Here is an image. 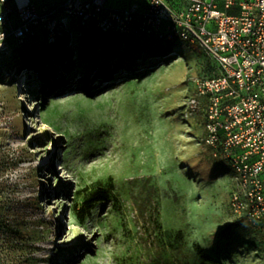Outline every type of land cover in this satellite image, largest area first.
I'll return each mask as SVG.
<instances>
[{"label": "rangeland", "instance_id": "rangeland-1", "mask_svg": "<svg viewBox=\"0 0 264 264\" xmlns=\"http://www.w3.org/2000/svg\"><path fill=\"white\" fill-rule=\"evenodd\" d=\"M122 48L78 31L48 83L0 62V264H264L263 230L229 208L235 172L188 112L211 59L184 45L130 76Z\"/></svg>", "mask_w": 264, "mask_h": 264}, {"label": "built area", "instance_id": "built-area-1", "mask_svg": "<svg viewBox=\"0 0 264 264\" xmlns=\"http://www.w3.org/2000/svg\"><path fill=\"white\" fill-rule=\"evenodd\" d=\"M86 27L179 41L211 59L212 75L191 78L188 112L235 172L232 214L264 232V0H0V62Z\"/></svg>", "mask_w": 264, "mask_h": 264}, {"label": "trees", "instance_id": "trees-1", "mask_svg": "<svg viewBox=\"0 0 264 264\" xmlns=\"http://www.w3.org/2000/svg\"><path fill=\"white\" fill-rule=\"evenodd\" d=\"M83 32L88 38L95 41L98 39H108V38H117L123 41V48L121 50L119 63L115 66L116 69L126 70L128 75H132V73H137L138 69H140L141 65L137 64V60L145 58L147 56L151 57H163V55L167 54H175L176 51H180V56H183V50L180 49V46L177 45L179 41H162L158 40L155 37L145 36V35H129L122 36L117 34L116 32L110 31L107 33H102L96 27H86L79 30ZM74 39V36L73 38ZM72 39H61L54 44H30L25 48L17 50L16 56L11 58L6 65H18L19 72H26V76H30V74H37L38 77L45 83L50 82L49 79L54 77L57 73V65L63 66L64 62L67 58H69L72 53L69 49V41ZM33 50L31 55H24V58H21L20 52L22 50ZM121 49V47L119 48ZM199 53H203L195 48ZM204 54V53H203ZM42 65L45 70L42 71L40 69H36V66ZM127 66V67H126ZM118 72V70H116ZM213 65L210 64V72L213 74ZM211 74V75H212ZM209 76V75H207ZM191 116H200L189 113ZM203 122V127H204ZM204 135H205V127H204ZM224 162V161H223ZM226 163V162H225ZM86 212L81 214V217H84ZM242 221V220H240ZM204 259H207L204 253L201 254Z\"/></svg>", "mask_w": 264, "mask_h": 264}, {"label": "bare ground", "instance_id": "bare-ground-1", "mask_svg": "<svg viewBox=\"0 0 264 264\" xmlns=\"http://www.w3.org/2000/svg\"><path fill=\"white\" fill-rule=\"evenodd\" d=\"M26 0H21V2H25ZM180 56V51H176V53L173 55V57H179ZM131 76V75H130ZM34 81H30V79L29 78H27L25 81H24V84H23V97H25V98H30L31 96H34V94L35 93H32V92H28L26 89L27 88H29V85L31 84V83H33ZM29 106H32V107H35V103H34V101H32L31 99H30V105Z\"/></svg>", "mask_w": 264, "mask_h": 264}]
</instances>
